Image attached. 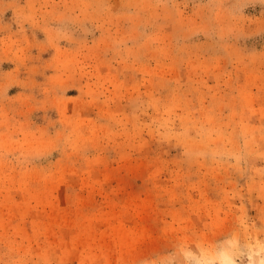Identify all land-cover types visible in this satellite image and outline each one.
Listing matches in <instances>:
<instances>
[{
	"label": "rangeland",
	"instance_id": "obj_1",
	"mask_svg": "<svg viewBox=\"0 0 264 264\" xmlns=\"http://www.w3.org/2000/svg\"><path fill=\"white\" fill-rule=\"evenodd\" d=\"M0 264H264V0H0Z\"/></svg>",
	"mask_w": 264,
	"mask_h": 264
}]
</instances>
